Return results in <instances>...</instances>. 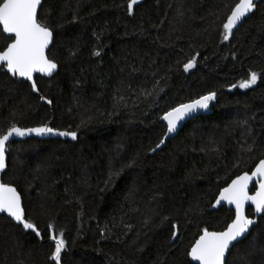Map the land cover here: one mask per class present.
Masks as SVG:
<instances>
[{
  "label": "trees",
  "instance_id": "16d2710c",
  "mask_svg": "<svg viewBox=\"0 0 264 264\" xmlns=\"http://www.w3.org/2000/svg\"><path fill=\"white\" fill-rule=\"evenodd\" d=\"M128 2L44 0L59 69L35 77L38 91L0 65V135L13 124L77 132L8 144L2 180L41 236L0 215V264H52L49 224L64 232L62 264H194L203 229L235 216L211 209L220 190L264 159V0L228 40L239 0H139L131 14ZM10 42L0 25V50ZM250 72L255 85L231 87ZM209 92L208 112L167 138L164 112ZM247 214L255 226L227 264H264V214Z\"/></svg>",
  "mask_w": 264,
  "mask_h": 264
},
{
  "label": "snow or ice",
  "instance_id": "6c2138e0",
  "mask_svg": "<svg viewBox=\"0 0 264 264\" xmlns=\"http://www.w3.org/2000/svg\"><path fill=\"white\" fill-rule=\"evenodd\" d=\"M138 3L139 0H129L127 10L130 14L133 12L134 5ZM40 5L41 0H2L0 2V25L3 26V33L14 34V39L9 37L11 42L0 51V62H3V65L14 76L25 77L30 81L33 79L34 72L51 74L57 68V64L45 53L52 40L53 32L45 21L38 19V6ZM257 7L256 0H239V3L235 4L227 16L226 22L223 23V39L228 40L238 23ZM94 55H99V52ZM195 59L193 57L183 65L185 71L194 66ZM259 78L260 76L256 72H250L247 79L240 81L238 85H231V87L249 88L255 85ZM31 87L34 91H38L34 81ZM215 96V92H209L198 99L178 104L164 112L162 120L167 124V131L164 135L167 136L175 131L177 123L198 108H207L209 101L214 100ZM40 98L45 99L43 96ZM48 103L51 104V101ZM26 133H56L60 136L77 138V132L74 131H58L47 126L25 129L13 124L5 134L0 135V170L6 167V143L14 135L24 136ZM164 143V139H161L156 147L159 148ZM253 177L258 178V189L254 195H249V183ZM221 201H227L235 206V218L222 231L203 229L202 234L188 252V256L193 261H198L199 264H227V253L233 243L246 234L250 230V226L255 223L254 219L245 214L246 202L251 201L256 213H264V159L259 160L251 174L244 172L236 176L227 187L220 190L216 202L219 204ZM0 213H7L9 217L20 223L23 229L32 230L36 236H41L37 225L25 218L20 194L10 184L0 183ZM52 228L53 226L49 224V238L55 244L50 260L52 264H62V253L66 251L64 232L61 229L59 234H55L51 232ZM175 228L176 225H173V229ZM171 236L177 238L178 231H172Z\"/></svg>",
  "mask_w": 264,
  "mask_h": 264
},
{
  "label": "water",
  "instance_id": "95a60500",
  "mask_svg": "<svg viewBox=\"0 0 264 264\" xmlns=\"http://www.w3.org/2000/svg\"><path fill=\"white\" fill-rule=\"evenodd\" d=\"M43 1H44V0H41V5H42ZM256 1H258V0H256ZM41 5L38 6V13H39V10H40ZM247 16H248V15H247ZM244 19H245V18H244ZM244 19H242V21L239 22V23H238V26H236L234 29L240 27L241 24L244 22ZM1 27H2V29H3V26H2V25H1ZM4 34H5L6 36H8V37H12V38L14 39V34H8V33H4ZM53 40H54V34H53L52 40H51L50 43H49V47L45 50V53H46L47 57H48V50L50 49V47H51V45H52V43H53ZM0 51H2V50H0ZM48 58H49V57H48ZM49 59H50V58H49ZM54 62H55V61H54ZM55 63H56V62H55ZM56 64H57V68H56L51 74L34 72V73H33V79H32L31 81L28 80V79L25 78V77H20V78L29 81L30 84L32 85L33 81L35 82V77H36L37 75H40V76H43V77H47V78L52 77V76L58 71V69H59L58 63H56ZM0 65H3V62H0ZM8 72H9V71H8ZM9 73H10L11 75H13L11 72H9ZM17 76H18V75H17ZM18 77H19V76H18ZM35 83H36V82H35ZM215 99H216V96H215ZM215 99L209 101V104H208V107H207V108H198L195 112H193V113L187 115L184 119H182L181 121H179V122L177 123L176 130L173 131L172 133H169V134L167 135V138H174V137L179 133V131L181 130V128L184 126V124H185L186 122H188L189 120H191V119H193V118H195V117H197V116H199V115H202V114L207 113L208 110H209V108H210L211 103L214 102ZM165 123H166V121H165ZM166 125H167V124H166ZM42 126H47V127H49V128H52L51 126H49V125H47V124H45V125H38V126H31V127H20V126H18V127L27 129V128L42 127ZM53 129H54V128H53ZM56 130H58V129H56ZM58 131H64V130H58ZM29 138H37V139H42V140H44V139H72V140H74V139H73L72 137H70V136H60V135H58V134H56V133H46V134L26 133L24 136H15V135H14V136L11 137L10 140L6 143V153H5V164H6V167H5V169L0 170V183H4L3 180H2V178H3V175H4V173L7 171V168H8V154H7V147H8V144L11 143V142H13V141H21V140H26V139H29ZM258 163H259V162H258ZM258 163H257V164H258ZM257 164H256V165H257ZM255 167H256V166H255ZM255 167L253 168V170L255 169ZM253 170H252V171H253ZM252 171H250V172H248V173L251 174ZM243 173H244V172H243ZM243 173H241V174H243ZM241 174H239V175H241ZM233 179H235V177H234ZM233 179H232V180H233ZM232 180H231V181H232ZM231 181H230V183H231ZM230 183H229V184H230ZM6 184H7V183H6ZM229 184H228V185H229ZM10 185H11V184H10ZM228 185H227V186H228ZM11 186H13V185H11ZM227 186H226V187H227ZM254 186H255V189H253ZM13 187H15V186H13ZM15 188H16V187H15ZM257 189H258V178H257V177H253L252 181H250V183H249V188H248L249 195H254ZM16 190H17V188H16ZM17 192L20 194V192H19L18 190H17ZM219 195H220V192H219V194L217 195V197H216L214 203L212 204L211 209H212V210H218L219 208H221V207H223V206H226V207H228L229 209H234V211H235V206H234L233 204H229L227 201H221L219 204H217L216 201H217V198L219 197ZM20 197H21V204H22V207H23V199H22V195H21V194H20ZM249 207H252L253 210H254V205H252L251 201H248V202H246V204H245V214H246V215H248V214H247V210H248ZM23 209H24V208H23ZM24 212H25V211H24ZM254 213H255V216H256L257 218L260 217V216H262V215L264 214V213H256L255 210H254ZM3 214H5L8 218H10V219L13 220L14 222H16L14 219H12L11 217H9V216L7 215V213H0V215H3ZM234 218H235V216H234ZM234 218H233V219H234ZM250 218H252V217H250ZM252 219H254V218H252ZM254 220H255V219H254ZM16 223H18V222H16ZM230 223H231V222H230ZM18 224H20V223H18ZM20 225H21V224H20ZM254 226H255V223H254V225L250 226V230H249L246 234H244L241 238H238V241H237V242H234V243H233V246H231L230 251H231L232 248L235 246V244H237L238 242L242 241L244 238H246V237L250 234V232L252 231V229L254 228ZM190 250H191V249H190ZM230 251L227 253V257H228V255H229ZM189 257H190V256H189ZM190 259H191V261H192L194 264H199L198 261H193L191 257H190Z\"/></svg>",
  "mask_w": 264,
  "mask_h": 264
}]
</instances>
